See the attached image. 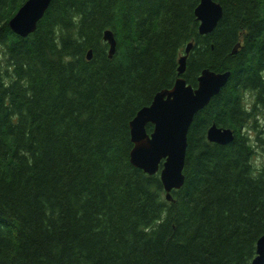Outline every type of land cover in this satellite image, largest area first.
I'll return each instance as SVG.
<instances>
[{"label": "trees", "instance_id": "trees-1", "mask_svg": "<svg viewBox=\"0 0 264 264\" xmlns=\"http://www.w3.org/2000/svg\"><path fill=\"white\" fill-rule=\"evenodd\" d=\"M25 1L0 0V264H251L264 234V170L251 164L264 154V0H213L222 18L205 36L199 0H52L20 38L8 22ZM189 43L187 85L203 70L229 78L194 116L168 202L159 173L130 163L129 124L173 87ZM212 125L233 141L210 143Z\"/></svg>", "mask_w": 264, "mask_h": 264}, {"label": "water", "instance_id": "water-1", "mask_svg": "<svg viewBox=\"0 0 264 264\" xmlns=\"http://www.w3.org/2000/svg\"><path fill=\"white\" fill-rule=\"evenodd\" d=\"M52 0H26L9 20V29L18 37L32 34ZM201 36L210 34L222 18L221 6L213 0H199L194 10ZM107 43L108 58L116 51V41L111 31L103 33ZM189 43L179 59L177 79L170 90L157 93L151 105L142 108L129 124L133 145L129 154L132 166L149 176L159 173L165 198L171 202V192L179 190L184 183L183 169L187 150V134L194 116L204 109L212 98L226 85L229 73L203 70L197 78V87L187 85L182 77L186 70L187 56L192 48ZM235 53V50L234 52ZM91 60L92 52L86 55ZM153 127L150 134L146 127ZM210 143L220 146L233 141V132L228 128L210 126L206 133ZM251 264H264V234L257 240L256 256Z\"/></svg>", "mask_w": 264, "mask_h": 264}, {"label": "clouds", "instance_id": "clouds-1", "mask_svg": "<svg viewBox=\"0 0 264 264\" xmlns=\"http://www.w3.org/2000/svg\"><path fill=\"white\" fill-rule=\"evenodd\" d=\"M251 102H252V94L245 93V97H244L245 107H249L251 105ZM251 164L253 168V172H252L253 175H256L261 170H264V155L253 158Z\"/></svg>", "mask_w": 264, "mask_h": 264}, {"label": "rangeland", "instance_id": "rangeland-1", "mask_svg": "<svg viewBox=\"0 0 264 264\" xmlns=\"http://www.w3.org/2000/svg\"><path fill=\"white\" fill-rule=\"evenodd\" d=\"M264 154H262L261 152H258V154L256 155V157L262 156Z\"/></svg>", "mask_w": 264, "mask_h": 264}]
</instances>
